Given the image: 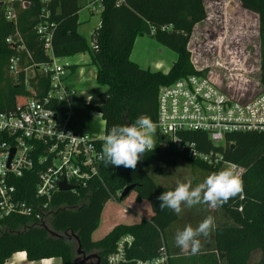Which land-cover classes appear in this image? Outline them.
I'll use <instances>...</instances> for the list:
<instances>
[{"label":"trees","instance_id":"trees-1","mask_svg":"<svg viewBox=\"0 0 264 264\" xmlns=\"http://www.w3.org/2000/svg\"><path fill=\"white\" fill-rule=\"evenodd\" d=\"M27 1L25 7L13 5L16 25L6 21L4 7L0 6V112L13 110L17 99L29 96L23 86V71L16 77L6 71V64L15 51L5 39L17 32L31 53L32 61L45 63L43 42L36 32L39 24H53L50 44L56 58L89 55V64L96 68V84L105 90L91 95L85 106L100 115L105 136L113 126H129L140 116L154 122L159 89L197 74L190 61L188 43L194 27L206 19L203 0H97L95 2L101 6L100 22L89 40L78 33V0ZM238 1L244 10L258 18L259 81L264 88V0ZM142 35L176 54V61L167 73L143 69L131 61L134 41ZM69 69L73 72L75 67ZM37 81L38 96H44L49 79L38 76ZM179 138L184 151L180 152L166 138L158 137L153 149L144 153L135 169L105 166L102 161L97 166V175L86 182V187L79 186L75 193L59 191L55 194L44 226L33 218L21 216L0 220V264L19 252H23L29 262L59 259L61 264H84L77 255L79 247L83 254H96L100 263L105 264L117 240L126 234L135 238L130 257L154 258L160 247L165 246L166 232L177 221V213L159 208L158 197L174 188L155 184L147 170L161 176L165 174L163 166L175 168L178 161L183 160L207 172L221 171L220 162L211 165L189 155L187 144H194V150L212 163L221 156L223 162L243 169L242 192L217 207L229 225L221 229L224 239L219 241L218 238L216 247L219 251L226 250L228 264L236 257L246 258L252 249H260L261 264H264V132L228 135L226 141L232 143V148L230 145L215 147L206 134L198 132L180 134ZM35 181L36 168L16 181L20 199L33 202ZM131 185L134 188L129 195L134 194L137 203H147L150 217L134 224L114 225L102 239L93 240L105 205L110 201L124 202L129 195L123 199L119 195ZM165 248L169 253L168 247ZM215 258L212 253L189 259L191 264H216ZM186 260L172 259L170 264H187Z\"/></svg>","mask_w":264,"mask_h":264},{"label":"built area","instance_id":"built-area-1","mask_svg":"<svg viewBox=\"0 0 264 264\" xmlns=\"http://www.w3.org/2000/svg\"><path fill=\"white\" fill-rule=\"evenodd\" d=\"M0 4L4 7L6 21L16 25L13 5L25 7L28 1L0 0ZM90 6L100 14L99 3H91ZM53 27V24L46 23L36 27L47 57L45 63L32 61L31 53L17 32L5 39V43L15 51L6 64V71L13 77L23 71V86L29 96L17 99L13 110L0 112V220L21 216L33 218L44 226L51 214L50 203L59 192V184L64 181L75 187L70 191L75 193L79 186L86 187V182L97 175V166L103 161L104 132L101 136L75 133L68 127L67 118L59 113V107L69 105L74 93L65 84L68 65L56 58L52 51ZM192 66L197 74L180 78L158 91L154 121L157 132L152 136L154 144L158 137H164L182 152L184 147L179 135L198 132L206 134L213 146L225 148L232 145L226 141L228 135L264 132V88L259 75L257 88L249 91L246 85L223 83L204 74L195 64ZM38 76L49 79V88L44 96H38ZM187 146L188 154L193 157L211 165L220 162L222 168L239 177L243 173L241 167L223 162L221 156L212 163L207 156L194 150V144ZM12 150L14 154L8 163ZM35 168L33 202L29 203L20 199L16 181L26 173L34 172ZM134 243L132 235L121 236L114 250L106 256L105 264H170L164 245L152 259L130 257Z\"/></svg>","mask_w":264,"mask_h":264},{"label":"rangeland","instance_id":"rangeland-1","mask_svg":"<svg viewBox=\"0 0 264 264\" xmlns=\"http://www.w3.org/2000/svg\"><path fill=\"white\" fill-rule=\"evenodd\" d=\"M95 1L97 0H78L80 6L78 33L86 40L90 39L92 32L97 28L100 21L99 13L94 12L92 6H90ZM203 2L206 19L194 27L188 43L191 64H195V67L204 74L214 76L223 83L243 84L249 87V91L256 89L258 85L257 75H259L256 21L258 18L254 13L244 10L238 0H203ZM138 53L136 52V55ZM139 54V62L140 60L143 62L147 60L159 61L164 67L170 66L176 60V54L160 44L153 50ZM88 61L89 56L87 54H78L64 59L63 63H76L82 67L87 65ZM82 62H85V64ZM148 65L150 64L148 63ZM141 67L147 69L144 63ZM96 87L101 88V92H103V87L98 85ZM92 88V84L88 83L86 92L90 90L95 92L93 89L96 88ZM62 107L63 105L60 108L62 109ZM74 111L75 113L70 119L73 120L74 118L75 122L82 125V129H91L93 133L87 132L88 135L101 136L103 134L101 117L80 104L75 106ZM162 169L165 174L161 176L152 174L150 170L147 171L155 184L174 189L177 184L189 181H191L192 187H195L210 174H213L193 167L183 160H179L175 168L163 166ZM220 169L224 170L222 167ZM143 203L135 202L132 193L120 204L113 201L108 202L103 208L99 227L93 233L92 239H102L114 225L134 224L142 219H147L150 215V209L146 202ZM134 204L136 205L131 207ZM123 215L125 216L123 217ZM209 215L214 218L215 227L207 237H198L199 251L197 254L192 255L190 248L181 249L175 245V234L178 231L187 226L197 227ZM226 225H229V223L217 207L211 208L207 204L196 205L191 208L182 206L181 212L177 214V221L166 232L165 246L168 247L170 260L182 258L187 259L185 261L187 264H191V258L215 253L216 264H228L226 250L219 251L216 247L217 239L219 238V241L224 239V233L221 229L225 228ZM261 260V250L252 249L249 256L244 259L236 257L232 264H261ZM89 264H94V261H90Z\"/></svg>","mask_w":264,"mask_h":264},{"label":"clouds","instance_id":"clouds-1","mask_svg":"<svg viewBox=\"0 0 264 264\" xmlns=\"http://www.w3.org/2000/svg\"><path fill=\"white\" fill-rule=\"evenodd\" d=\"M157 132V124L147 116H140L129 126H113L105 136L101 159L105 166H123L135 169L146 151L154 147L152 136ZM242 192V180L229 169L210 174L203 182L192 187L191 181L179 183L172 191L163 192L158 200L159 208L179 214L182 206L191 208L207 204L216 208L226 204L230 198ZM215 227L214 218L209 215L197 227H185L175 234V245L189 249L192 255L199 251L198 237H207Z\"/></svg>","mask_w":264,"mask_h":264},{"label":"crops","instance_id":"crops-1","mask_svg":"<svg viewBox=\"0 0 264 264\" xmlns=\"http://www.w3.org/2000/svg\"><path fill=\"white\" fill-rule=\"evenodd\" d=\"M256 21H257V29H258V20L256 19ZM98 25H99V23H98ZM257 34H258V30H257ZM158 45L159 44H157L153 39L149 38L148 36L142 35V36L136 37L134 44H133L131 54H130L131 61L136 63L139 67H141L144 63V65L147 67V69H149L151 71H160L162 73H167L170 70V68L174 62L170 66L164 67L163 64L159 61L152 62V61L147 60V61L143 62L142 60H140V62H139V60H138V58L140 56L139 53H142V54L144 52L146 53L148 50H153ZM136 52L137 53L139 52V53L136 55ZM145 55H148V54H145ZM174 61H176V60H174ZM88 62L90 63V58H89ZM82 63L85 64V62H82ZM89 63L85 66H82V67L78 66V64H76V63L75 64H71V63L66 64V65H68V68L71 66L75 67V70L73 72H70L71 71L70 69L68 70L69 74L65 78V84L67 85V87L70 90H73L74 96H73V99L71 100L69 105H63L62 109L60 108L62 105L59 107V113L61 114V116H63L64 118H67V120H68V127L72 131H74L75 133H78V134H87V132H90V133H93V132L91 129L90 130L89 129L88 130L82 129V125H79L77 122H75L74 118H73L74 121L70 119L71 116L74 115V113H75V111H74L75 106H77L78 104L85 106L91 95L101 92V88L98 89L96 87L97 86L96 81H95L96 68L94 66L90 65ZM140 63H142V64H140ZM148 63L150 65H148ZM88 83H91L92 87L96 88V89L92 88L95 92H91V90L86 92L87 91L86 85ZM104 90H105V88L103 87V91ZM96 115H98V114H96ZM79 131H82L85 133H82ZM141 204H144V203H141ZM135 205L136 204L131 205V207H134ZM150 215H151V213H150ZM150 215H149V217H150ZM124 216L125 215H123V217ZM5 264H61V261H59L58 259H47V260L29 262V261H27L25 254L23 252H19V253L13 254L5 262Z\"/></svg>","mask_w":264,"mask_h":264},{"label":"water","instance_id":"water-1","mask_svg":"<svg viewBox=\"0 0 264 264\" xmlns=\"http://www.w3.org/2000/svg\"><path fill=\"white\" fill-rule=\"evenodd\" d=\"M0 6H1V4H0ZM232 147H233V145H230V148H232ZM13 154H14V151L12 150L11 151L10 158L8 160V163L10 162ZM58 187H59V191H65V192L66 191H71V190L75 189V187L67 185L64 181H62L59 184ZM133 188H134V186H132V185L124 188L123 191L121 192V194L119 195V198L120 199L126 198L129 195V193L132 191ZM49 234L52 235V236L57 237V235H55L52 232H49ZM74 239L77 240L76 236H74ZM77 255L82 258L81 259V263H84L85 264V263H87L89 261H94L95 264H101L100 263V259L98 258V256L96 254L85 255V254H83L81 252L80 247L77 250ZM74 262H76V261H74Z\"/></svg>","mask_w":264,"mask_h":264},{"label":"flooded vegetation","instance_id":"flooded-vegetation-1","mask_svg":"<svg viewBox=\"0 0 264 264\" xmlns=\"http://www.w3.org/2000/svg\"><path fill=\"white\" fill-rule=\"evenodd\" d=\"M90 262V261H89Z\"/></svg>","mask_w":264,"mask_h":264}]
</instances>
